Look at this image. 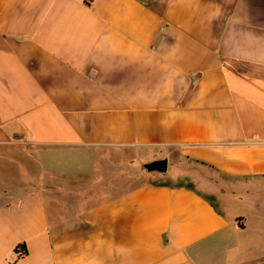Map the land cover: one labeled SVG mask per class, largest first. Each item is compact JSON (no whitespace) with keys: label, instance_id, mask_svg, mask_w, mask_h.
Instances as JSON below:
<instances>
[{"label":"crops","instance_id":"0c3cea01","mask_svg":"<svg viewBox=\"0 0 264 264\" xmlns=\"http://www.w3.org/2000/svg\"><path fill=\"white\" fill-rule=\"evenodd\" d=\"M263 200L264 0H0V264H264Z\"/></svg>","mask_w":264,"mask_h":264},{"label":"rangeland","instance_id":"374dc122","mask_svg":"<svg viewBox=\"0 0 264 264\" xmlns=\"http://www.w3.org/2000/svg\"><path fill=\"white\" fill-rule=\"evenodd\" d=\"M43 155V154H42ZM107 156H110L109 153L107 152H102V153H94V154H87V155H79V154H74V155H68V153H64V152H60V153H50V154H44L42 156V158L40 157L39 159V164L37 163H32L31 161H29L27 158H23V159H18L19 161H17V165H15V167L20 168L21 164H24L27 166L28 171H35L36 169H38V180L40 182L46 181L48 180V178L52 179V178H57L56 176H58V172L53 170L54 167H51L52 165L57 166V165H74L72 166L70 169H74L80 167L82 169V167L86 169H90V167L92 165H95L96 163H98V161L105 159ZM127 156L133 157L128 158ZM137 154L133 155H125L123 158H120V162H125V163H131V160H134V172L131 173V171L129 170V174L126 175L124 172V174L121 175L126 178L129 183L123 184L119 186V189L123 190L126 187H130L133 185H138L139 183H143V182H147L149 179H153L154 177H163L161 175L163 174H159L157 172L154 173H149L146 170L143 169V166L146 163H149L148 161H145L144 159H142V157L139 159L138 157H136ZM159 156V155H158ZM157 156V157H158ZM119 157H122L121 155ZM169 160V159H168ZM175 160H176V156H174V154L172 153L171 155V159L169 160V168H168V173L164 174V176L167 175H172L175 173L180 172V169H178L177 165L175 164ZM29 163V164H27ZM31 163V164H30ZM58 167V166H57ZM80 169V170H81ZM89 170H87L88 172ZM20 169H19V173H20ZM22 173V172H21ZM20 173V178H23V175ZM81 173V172H78ZM77 173V174H78ZM86 173V172H85ZM180 177V178H179ZM178 177V180L183 181V182H190V180L188 178H186V176H183V174H180ZM218 206L220 207V209H222L224 212H226L227 216L230 218L234 217V214H236V212L238 211L241 216L243 215H248L250 214V212L252 211V207L249 201H243V202H239V203H235V202H231L230 205L231 207L227 206L226 203L223 202H218ZM226 206V209H225ZM261 207H264V200L261 203ZM231 208V211L228 209ZM233 208V209H232ZM233 210H235L233 213Z\"/></svg>","mask_w":264,"mask_h":264},{"label":"water","instance_id":"95a60500","mask_svg":"<svg viewBox=\"0 0 264 264\" xmlns=\"http://www.w3.org/2000/svg\"><path fill=\"white\" fill-rule=\"evenodd\" d=\"M169 168V160L168 159H162L158 161H153L146 163L143 166V169L146 170L149 173H160V174H167Z\"/></svg>","mask_w":264,"mask_h":264},{"label":"trees","instance_id":"16d2710c","mask_svg":"<svg viewBox=\"0 0 264 264\" xmlns=\"http://www.w3.org/2000/svg\"><path fill=\"white\" fill-rule=\"evenodd\" d=\"M23 254V253H22Z\"/></svg>","mask_w":264,"mask_h":264}]
</instances>
